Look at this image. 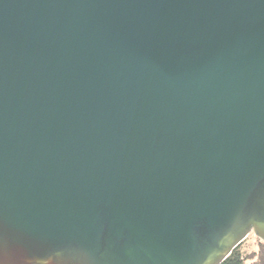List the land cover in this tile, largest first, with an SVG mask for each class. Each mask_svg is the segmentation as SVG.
I'll return each mask as SVG.
<instances>
[{
    "label": "water",
    "instance_id": "water-1",
    "mask_svg": "<svg viewBox=\"0 0 264 264\" xmlns=\"http://www.w3.org/2000/svg\"><path fill=\"white\" fill-rule=\"evenodd\" d=\"M251 232L264 0H0L3 264H219Z\"/></svg>",
    "mask_w": 264,
    "mask_h": 264
},
{
    "label": "trees",
    "instance_id": "trees-1",
    "mask_svg": "<svg viewBox=\"0 0 264 264\" xmlns=\"http://www.w3.org/2000/svg\"><path fill=\"white\" fill-rule=\"evenodd\" d=\"M242 242V241H241ZM240 242V244H241ZM240 244L219 264H264V241L256 237L255 250L243 251Z\"/></svg>",
    "mask_w": 264,
    "mask_h": 264
},
{
    "label": "rangeland",
    "instance_id": "rangeland-1",
    "mask_svg": "<svg viewBox=\"0 0 264 264\" xmlns=\"http://www.w3.org/2000/svg\"><path fill=\"white\" fill-rule=\"evenodd\" d=\"M256 235H254L252 232L241 242L240 247L243 251L250 252L251 250H255V241H256Z\"/></svg>",
    "mask_w": 264,
    "mask_h": 264
},
{
    "label": "snow or ice",
    "instance_id": "snow-or-ice-1",
    "mask_svg": "<svg viewBox=\"0 0 264 264\" xmlns=\"http://www.w3.org/2000/svg\"><path fill=\"white\" fill-rule=\"evenodd\" d=\"M74 254L79 255L78 252H76L75 250H73ZM5 254V243L2 237H0V264H3V257ZM31 264V262H30Z\"/></svg>",
    "mask_w": 264,
    "mask_h": 264
}]
</instances>
